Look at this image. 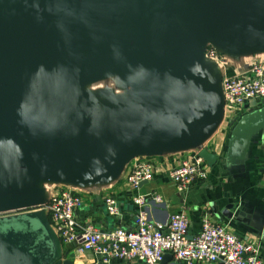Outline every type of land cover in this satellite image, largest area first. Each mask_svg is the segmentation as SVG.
<instances>
[{
	"label": "crops",
	"instance_id": "1",
	"mask_svg": "<svg viewBox=\"0 0 264 264\" xmlns=\"http://www.w3.org/2000/svg\"><path fill=\"white\" fill-rule=\"evenodd\" d=\"M255 63L264 0H0V209L49 219L40 207L69 190L78 225L131 230L127 177L140 158L152 180L137 193L162 199L146 207L152 223L184 213L192 237L208 216L264 264V100L226 107L221 93L224 75ZM200 152L207 179L179 191L170 173ZM73 264L143 263L85 253Z\"/></svg>",
	"mask_w": 264,
	"mask_h": 264
},
{
	"label": "built area",
	"instance_id": "2",
	"mask_svg": "<svg viewBox=\"0 0 264 264\" xmlns=\"http://www.w3.org/2000/svg\"><path fill=\"white\" fill-rule=\"evenodd\" d=\"M202 55L210 61L220 60L218 51L211 46H206ZM221 93L226 107H239L250 100H264V63L252 64L241 75H224ZM170 179L181 192L192 189L207 179L204 160L194 155L183 161L172 170ZM151 180V165L135 158L127 177L131 191L136 192L132 197L136 211L131 230L115 228L104 232L93 224L78 225L74 213L82 206V200L69 190L52 196L40 209L48 213L47 220L60 245L71 246L76 255L93 253L104 262L116 259L143 264H161L165 254H170L182 264H260L256 245L242 242L208 216H204L199 232L192 237L188 234V219L184 213L172 214L164 223H152L146 207L162 204V199L156 194L137 193L143 183ZM104 204L108 215L116 217L120 214L115 199L107 197ZM28 212H34V209L20 206L1 210L0 217Z\"/></svg>",
	"mask_w": 264,
	"mask_h": 264
},
{
	"label": "water",
	"instance_id": "3",
	"mask_svg": "<svg viewBox=\"0 0 264 264\" xmlns=\"http://www.w3.org/2000/svg\"><path fill=\"white\" fill-rule=\"evenodd\" d=\"M247 103L255 104L250 100ZM199 157L210 159L204 152ZM24 204L0 209L7 210ZM75 253H64L46 216L39 212L0 217V264H73ZM166 256H163L164 261Z\"/></svg>",
	"mask_w": 264,
	"mask_h": 264
},
{
	"label": "rangeland",
	"instance_id": "4",
	"mask_svg": "<svg viewBox=\"0 0 264 264\" xmlns=\"http://www.w3.org/2000/svg\"><path fill=\"white\" fill-rule=\"evenodd\" d=\"M207 46H209V45H207Z\"/></svg>",
	"mask_w": 264,
	"mask_h": 264
}]
</instances>
